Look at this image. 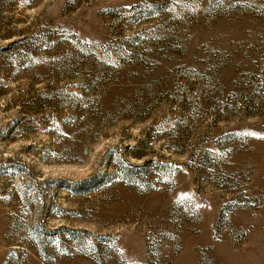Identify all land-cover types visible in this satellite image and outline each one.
I'll return each instance as SVG.
<instances>
[{
    "label": "rangeland",
    "instance_id": "374dc122",
    "mask_svg": "<svg viewBox=\"0 0 264 264\" xmlns=\"http://www.w3.org/2000/svg\"><path fill=\"white\" fill-rule=\"evenodd\" d=\"M264 264V0H0V264Z\"/></svg>",
    "mask_w": 264,
    "mask_h": 264
},
{
    "label": "bare ground",
    "instance_id": "6f19581e",
    "mask_svg": "<svg viewBox=\"0 0 264 264\" xmlns=\"http://www.w3.org/2000/svg\"><path fill=\"white\" fill-rule=\"evenodd\" d=\"M249 264H254V263H249Z\"/></svg>",
    "mask_w": 264,
    "mask_h": 264
}]
</instances>
